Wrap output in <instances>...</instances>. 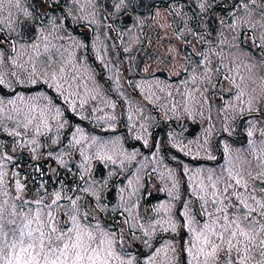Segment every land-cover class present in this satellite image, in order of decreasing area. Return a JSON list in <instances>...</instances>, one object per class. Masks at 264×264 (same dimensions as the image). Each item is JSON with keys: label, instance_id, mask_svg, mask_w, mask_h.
I'll use <instances>...</instances> for the list:
<instances>
[{"label": "flooded vegetation", "instance_id": "1", "mask_svg": "<svg viewBox=\"0 0 264 264\" xmlns=\"http://www.w3.org/2000/svg\"><path fill=\"white\" fill-rule=\"evenodd\" d=\"M29 2L36 20L28 17L22 20L32 21L38 33L29 42L21 41L34 44L47 26L48 29L51 24L60 23L69 34L80 36L81 40H84L82 42L85 43V57L96 74L102 91L93 93L97 94V97L92 98L91 104L82 108L81 101L76 98L71 87L64 85V89L68 90H64V95L61 96L53 83L51 87L46 83L53 91L43 93H47L57 103L68 121L61 142L56 144L54 135L45 134L47 148L54 149L52 155L45 151L34 155L32 147L21 146V140L9 139L4 131L0 132L1 140L10 141L9 153H16L18 148L21 150L19 156H11V166L21 174L24 182L26 177L25 198L32 195L48 204L57 192L62 195L61 200L68 195L73 198L78 196L83 211L93 213L103 227L116 232V249L122 255H134L137 264H144L158 249L170 244L175 252L169 250L168 254L174 255L177 264H189L190 257L185 252V247L190 236L184 227L185 218L181 215L183 206L187 204L189 215L195 223L202 224L206 219L204 209L200 206L202 202L193 195L194 173L199 170L216 171L218 177L222 178V182L218 184L222 191L225 182L235 186V180L229 178L227 171L229 168L233 169V175L247 183V193L239 186H235V190L244 195L255 190L253 194L259 198L264 195L261 192L264 188V179H261L264 177V160L231 161L229 151L224 146L225 142H230L236 147L246 149L252 142L260 139L256 131L258 127L252 123L249 125L248 122V119L254 117L246 115H238L232 134L223 131L215 138L217 157L195 159L190 156L188 153L191 150L185 146L197 139L207 124L193 121L194 114L189 110L185 111V105L180 109H173V104L177 105L178 101L185 99H179L175 87H188L189 83L187 84L185 78L192 71L199 74L197 80L200 79V82L204 83L202 87H208L210 99L218 105L213 108L212 114L217 113L219 123L226 128L223 126L228 121L225 110L228 107V99L233 101L235 98L236 89L225 79V76L231 77V74L219 64L216 66L218 60L212 61V72L205 75V68L209 63L205 64L204 60L208 57V50L224 38L239 42L242 47L251 51L252 59L264 64V48L258 47L263 43L256 31L233 27L236 16L245 9L240 5H246L249 10L264 18V0H124L123 3L121 0H99V7L103 12L101 20L106 25L111 42L109 52L96 48L98 30L93 23L77 16L78 0ZM80 9L84 11L83 8ZM161 17L166 19L164 25ZM20 24L21 22L19 26ZM2 33L4 35H1ZM56 34L61 35V31L56 30ZM0 36V45L8 44L7 50L12 56L15 42L13 39L9 40L2 27ZM60 38L63 42L54 39L51 43L65 45V39ZM220 44L223 46L225 42ZM220 55L223 56L221 53ZM226 62L227 67L232 69L231 72L236 74L238 67L235 65L239 62ZM238 71L240 73L241 68H238ZM203 75L209 78L205 79ZM74 76L80 80L77 74ZM156 81L158 85L155 84ZM2 90L5 91L4 94L9 92L0 84V91ZM15 91L16 88L13 93ZM69 92L72 93L71 97H68ZM169 92L172 93L171 96L167 95ZM66 98L75 103L74 110L71 103L65 102ZM89 98L91 95L84 100ZM88 107L90 108L87 109ZM106 115L113 124L108 121ZM258 115L263 127L259 128V131H264V112ZM212 120L211 118V122ZM14 125L17 126L15 123ZM78 128L97 138V143L101 137L115 134L126 149L125 154L119 157L130 158L128 161H115L108 160L104 154L103 160L97 155L92 156L90 179L95 182V188L92 189L101 192L99 201L82 191L90 179L87 180V173L83 172V169H87V166L84 168V151L71 144L72 133ZM249 131L252 132L251 136L248 135ZM178 137L182 138L181 145L177 143ZM181 148L184 151H181ZM66 150L69 152L68 159H64L62 163L57 155ZM69 162L73 163L67 166ZM31 167L35 171L27 172ZM242 170L246 171L241 172ZM129 180L132 181L131 185ZM173 182L176 184L175 188ZM204 184L209 185L210 181ZM232 190L229 189L230 192ZM211 191L209 187L208 192ZM207 199V211L213 212L210 195ZM228 202L225 200V203ZM232 202H235V197ZM248 202L254 203L251 200ZM19 203L20 201L17 202L18 205ZM86 204L87 208L84 207ZM161 204L167 206V215L164 209L157 212L156 209ZM61 208L59 225L67 223L63 215L65 209L63 206ZM125 209L130 210L132 215L129 216ZM231 211L229 209L230 213ZM238 214H243V210H238ZM168 216L176 224V232L162 231L161 225L158 224L155 232L146 237L139 227H132L136 224L134 220L138 222L136 225L144 224L147 227L149 223L157 220H162L163 223ZM121 236L122 245L119 242ZM160 254L164 257L163 251ZM223 255L224 253L222 258Z\"/></svg>", "mask_w": 264, "mask_h": 264}, {"label": "rangeland", "instance_id": "2", "mask_svg": "<svg viewBox=\"0 0 264 264\" xmlns=\"http://www.w3.org/2000/svg\"><path fill=\"white\" fill-rule=\"evenodd\" d=\"M78 1L79 11H77V16L80 19H87L89 22L93 23V25L98 30L99 37H97L96 39V48L101 50L106 49L109 52L111 50V42H109L110 40L106 32V25H104L101 20L103 12L99 7V0ZM19 2L22 11L16 9L15 7L11 8L14 20L11 28L7 23L0 25V27L4 28L5 32L7 33L9 40L13 39V42H15L16 44L12 48V50L14 51V54H12V56L11 53H9L7 50L8 44L0 45V77H2L4 80V84H2V86L7 89V91H9L8 94H4L5 91L3 90L0 91V101H3V104L0 105V107L4 108V111L0 113V132L4 131L7 134V138L9 139L14 138L21 140V146H25L28 148L32 147L31 149H34V151L32 150L34 155H40L42 151H45L47 152V154L52 155L54 154V149L47 148L45 142V134L50 133L54 135L56 144L61 142L62 138L64 137L63 131L66 129L68 121L66 120V117L62 110L59 109V115H56L54 109L59 108L57 106V103H55V101L51 99V97H49L47 93H43L44 91H53L48 87V85H51V83L54 84L51 79V74L53 72L58 73L59 68L61 66H64L65 72L70 77L67 82H64V85H71L72 92L74 93L76 98H78L81 103L83 102V106L80 105V107L82 108L87 107V104H91V99L97 97V94L93 93H98L102 90L99 86V83L97 82L96 74L92 71L89 62L85 57V43H83L84 40L82 39V42L80 36L75 37L69 34L70 32L66 30L65 27L60 23H53L49 26L48 29L47 26L46 30L41 31L39 39L34 44H28L21 41L19 37L21 24L19 26V23H22V19H24V17H28L34 20H36V17L33 15V10L30 9L29 0H19ZM13 3H15V0H13ZM80 8H83L84 11H81ZM7 11L8 8L6 6L5 13ZM25 12L28 13L27 16L25 15ZM0 18L3 17L0 16ZM161 19L163 22L161 23L164 25L166 23V19L163 17H161ZM249 22L251 24H254L255 27H249ZM235 24L238 25L237 28L240 29L250 28L255 30L258 38L264 44V40L261 39V37H264V18L260 14L255 13L248 8L247 10L244 9L242 13L236 16ZM50 30L51 32H45ZM56 30H60L61 35L56 34ZM42 32H45V34L43 35ZM60 37H63L65 39V45L58 44L57 42L51 43L54 39H56L58 42H63L62 38ZM222 42H225L223 46H221L220 44ZM34 45L38 46V55L33 49ZM220 53L223 55L222 57ZM250 55L251 51L242 47L239 42L233 41L232 39L226 40L222 38L218 43H216L214 48L208 50V57H206L204 60L205 64L209 63V66L207 68L211 69L210 72H212V61L218 60L216 66L217 64H219L224 70L229 73V75L231 74V77L235 79L237 83H239V76L233 74L232 72H229L230 68L227 67L226 60L228 61V63L238 61L239 63L235 66L241 68L240 75L244 77V81L241 84V87L245 92V96L242 97L241 101H236L235 98L233 99V101H230L228 99V107L225 110L226 120L228 121L226 125L222 124L223 126H226V128H223L219 123L220 121L217 117V113L215 115L212 114L213 108H216L218 105L212 99H210V95L207 93L208 87H202L204 86V83H201L200 79L197 80L195 84L191 82V77H197L199 74H197L195 71H192L190 75L185 78L187 84L189 83L188 87H175L179 94V99L185 98L183 95L185 89L192 92L194 99L189 102L188 110L194 114L193 119L195 120L193 121L206 122L207 124L204 132L191 144H187L185 146L186 149L187 147H189L188 149L191 150V152H189L188 154L193 158L209 159L208 155L206 154L205 148L207 150V153H210L213 158L217 157V153L214 148L215 138L219 134L223 133V131L232 134L234 125L237 124L238 115H246L249 117H254V119H248V122L249 125H251L252 123L258 127V129L256 128V131H258V138L260 139L252 142V145L246 149L236 147L230 142H225L224 146L229 151L231 161L232 159L234 161L239 159H242L243 161L246 159L264 160V135H262L264 131H259V128L263 127L261 125V119H259L258 115L259 113L264 112V64L260 61H255L250 57ZM223 57L226 58V60ZM13 61L15 62L13 63ZM33 66H35V75L30 76V73L33 71ZM75 74L78 75L81 81L74 76ZM203 78L208 79L209 77L203 75ZM31 80H35V83H31ZM45 80L48 81V85L45 83ZM155 84L158 85V82L156 81ZM15 88L16 91L15 93H13V90ZM161 89L163 90V87H161ZM196 89H199V91H196ZM66 90H68V88H66ZM90 95L91 98L84 100ZM18 97H23V100L18 99ZM249 97L253 98V107L251 112L248 111L247 105L243 103V101L247 100ZM9 100H14L15 105L8 104ZM45 104H48L53 109V111L48 113V122L50 128L48 130H45L43 126H41L40 132L39 134H37L34 131V126L36 123L35 121H33L28 125L27 128H25V114L29 111V106H38V108H42ZM182 105H185V99L182 100V102L178 101L177 105H175V108L180 109ZM241 107L244 109L242 113L239 111ZM89 108L90 107H88L87 109ZM9 116H11L12 119H8ZM106 117L108 118V121L112 123L110 117L108 115H106ZM211 118L213 119L212 122ZM14 123L17 126H15ZM58 125H62V127H57ZM17 133H19V135H17ZM9 139H0V165H3V171L5 173V186L8 189L7 197H4L3 193L0 192V200L8 199L11 202L13 196L19 195L22 199L33 201V203L29 205V207L33 210L39 207L46 212L47 209L44 206L47 204L44 201L40 200L41 203L39 205H36L34 201L38 198H34L32 195H29V198H25L26 177L24 182V180H22L23 178L21 177V174L17 170H13L14 166L13 168L11 166V156H19L21 154V150L20 148H18L16 153H9ZM93 139L97 141V138H93L87 131L81 129H79V131H77V129H74L72 133L71 144L79 146L81 150L84 151V168L87 166V172L84 169L83 172L87 173V180L90 179V173L92 172L93 161L91 160V158L93 155H96L97 152V146L96 144H93ZM76 141H79V143H77ZM101 141L106 145V148L102 153L105 156L110 155L115 161H128L127 159H130L119 157L121 154H125L126 149L120 143V138L115 134L107 137H101L98 143H100ZM177 141L178 145L182 144V138L178 137ZM89 145H91V147H89ZM201 145H205V148H201ZM68 155L69 152L66 150L65 152L60 151L57 156L59 160L64 163V159H68ZM71 163L73 162H69L67 166H70ZM232 170L233 169H231V171ZM32 171L35 170L31 167L27 172ZM245 171L246 170H242L241 172ZM197 172L199 173V175H194L193 179L194 188H196L197 190V185L200 180H203V182L209 181L208 179L206 180V178H208L210 173L212 174L214 180L218 178V173L216 171L208 170V172H206L204 170H199ZM17 181L20 185L23 186L22 191H20L19 193L15 191ZM85 188H95V182L90 179L88 181V184H85ZM69 196L70 195L66 197ZM17 202L18 201H16V203ZM58 204H62L63 208L66 210L68 201L64 198V200L58 201ZM78 204L81 206V211H83V205L80 199L78 200ZM52 207L55 208L56 206L53 205ZM60 211H62L61 207L55 212L58 225ZM160 221L162 222V220ZM134 222H136V224L138 223L136 220H134ZM116 251L118 252L117 249ZM257 251H259V249L254 248L252 250V255L255 257V261L258 262L261 258L259 256V253L257 254ZM222 254L223 252L220 253L221 258ZM121 256L125 260L131 259L132 264H137L136 256H124L122 254ZM167 256L168 257H165L164 255V257H161V254H155L154 256H152V258L155 257V259L148 258L147 260H145L144 264H177L176 258L172 253H169ZM250 264H252V262H250Z\"/></svg>", "mask_w": 264, "mask_h": 264}, {"label": "snow or ice", "instance_id": "3", "mask_svg": "<svg viewBox=\"0 0 264 264\" xmlns=\"http://www.w3.org/2000/svg\"><path fill=\"white\" fill-rule=\"evenodd\" d=\"M123 2L124 0H121V3ZM6 6L8 11L5 13ZM12 7L22 11L19 0H15V3H13V0H7V5L6 0H0V16L3 17L0 18V25L7 23L11 28L14 23ZM240 7L247 10L246 5H240ZM25 15L27 16L28 13L25 12ZM237 26L236 24L233 25V27ZM249 27L254 28L255 25L249 22ZM261 39L264 40V37H261ZM258 47L264 48V44L258 45ZM33 49L38 55V46L34 45ZM210 71L211 69L205 68V75ZM231 71L232 69H229V72ZM34 75L35 66H33V71L30 73V76ZM236 75L239 76V83L230 76H225V79L229 80L236 89L235 100L241 101L242 97L245 96V92L241 87L244 77L240 75L238 68ZM51 79L56 90L63 96L64 82L70 79L64 66L59 68L58 73L53 72ZM47 82L45 80V83ZM191 82L195 84L197 77L192 76ZM31 83H35V80H31ZM0 84H4L2 77H0ZM69 87H71L70 84ZM196 91H199V89H196ZM71 95L72 93L69 92L68 97H71ZM167 95L171 96L172 93L169 92ZM183 95L185 97V111H188V104L194 99L193 94L185 89ZM18 99L23 100V97H18ZM65 102L71 103L73 110L75 109L74 102L68 98L65 99ZM243 103L247 105L248 111L251 112L253 98L249 97ZM2 104L3 101H0V105ZM8 104L15 105V101L9 100ZM81 106H83V102ZM174 108L175 104H173ZM3 111L4 108L0 107V113ZM51 111L53 109L48 104H45L42 108L29 106V111L25 114L26 123L24 127L27 128L29 124L35 121L34 131L37 134H39L41 126L48 130L50 128L48 113ZM54 111L58 116L59 108H55ZM239 111L242 113L244 109L241 107ZM8 119H12V117L9 116ZM57 127H62V125ZM248 135L251 136L252 132L249 131ZM76 142L79 143V141ZM93 144L97 146L96 155L103 160L105 156L102 153L106 145L102 141L97 144L95 139H93ZM201 148H205V145H201ZM180 150L184 151L183 148ZM205 151L208 158L212 159L213 157L210 153H207L206 148ZM107 159L112 160V157L109 155ZM227 171L229 178L235 180V186L243 188L247 193V183L242 182L238 176L233 175L230 168ZM185 174L187 175V170ZM169 175H171V170H169ZM194 175H199V173H194ZM4 176L3 165H0V192L3 193L4 197H7L8 189L5 186ZM81 179H83V176H81ZM261 179H264V177ZM208 180L210 181L209 185H205L203 180H200L197 185L198 191L195 188L193 189V195H196L197 199L202 202L200 206L204 209L206 217L204 222L197 224L193 221L189 215L187 204L183 206L181 213L185 218L184 227L190 236L185 247V252L190 257L189 264H250V262L252 264H264V195L258 198L253 194L255 190H253V193L244 195L236 191L234 185L227 182H225V187L221 191L218 184L222 182V178L218 177L214 180L211 173ZM128 183L131 185L132 181L129 180ZM175 187L176 184L173 182V188ZM209 187L212 189L211 193L208 192ZM22 188L23 186L17 181L15 191L19 193ZM230 188L233 189L231 192L229 191ZM82 191L90 197H95L97 201L101 199V192L97 189L83 188ZM261 192L264 193V188L261 189ZM209 195L214 206L213 212H208L206 207L209 203L207 199ZM233 197H235V202H232ZM61 198L59 192L55 193L54 199L44 206L47 209L46 212L39 207L33 210L29 207L33 201L22 199L19 195L13 196L11 202L8 199L0 200V264H132L131 259L125 260L116 251V232L103 227L100 220L93 213L87 210L81 211V206L78 204L80 197H65L68 206L63 215L67 223L58 225L55 212L62 207L58 204ZM225 200L229 202L225 203ZM249 200L254 203L250 204ZM16 201H20L19 205ZM34 203L39 205L41 201L37 199ZM53 205L56 207L53 208ZM84 207L87 208V204ZM162 209L165 210V215H167L166 205L161 204L156 210L159 212ZM229 209L232 210L231 213ZM240 209L243 210V214H238ZM125 211H128L129 216L132 215L130 210L125 209ZM158 224L161 225L162 231L171 230L176 232V224L172 222L170 216L163 223L157 220L154 223H149L147 227L144 224H133L132 227H139L147 237L155 232ZM119 242L121 245L123 244L122 236ZM254 248L259 249L261 259L258 262L255 261V257L252 255ZM169 250L175 252L170 244H165L163 249L157 250L156 255L163 251L165 257H167ZM221 252L224 253L222 259L220 257ZM152 259H155V257Z\"/></svg>", "mask_w": 264, "mask_h": 264}, {"label": "water", "instance_id": "4", "mask_svg": "<svg viewBox=\"0 0 264 264\" xmlns=\"http://www.w3.org/2000/svg\"><path fill=\"white\" fill-rule=\"evenodd\" d=\"M37 34L36 26L31 22H24L21 26V37L24 40L31 41ZM192 132V131H191ZM194 132V131H193Z\"/></svg>", "mask_w": 264, "mask_h": 264}]
</instances>
